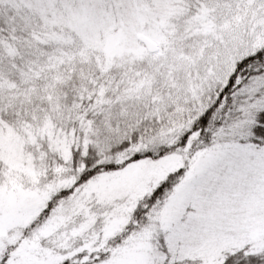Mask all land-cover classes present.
Here are the masks:
<instances>
[{"label": "snow or ice", "instance_id": "obj_1", "mask_svg": "<svg viewBox=\"0 0 264 264\" xmlns=\"http://www.w3.org/2000/svg\"><path fill=\"white\" fill-rule=\"evenodd\" d=\"M0 264H264V0H0Z\"/></svg>", "mask_w": 264, "mask_h": 264}]
</instances>
